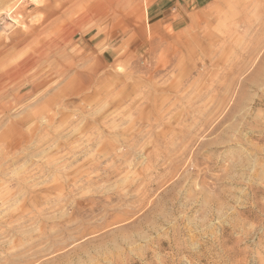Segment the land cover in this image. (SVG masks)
Masks as SVG:
<instances>
[{
  "label": "rangeland",
  "instance_id": "1",
  "mask_svg": "<svg viewBox=\"0 0 264 264\" xmlns=\"http://www.w3.org/2000/svg\"><path fill=\"white\" fill-rule=\"evenodd\" d=\"M96 1L0 0V264H264V0Z\"/></svg>",
  "mask_w": 264,
  "mask_h": 264
},
{
  "label": "bare ground",
  "instance_id": "2",
  "mask_svg": "<svg viewBox=\"0 0 264 264\" xmlns=\"http://www.w3.org/2000/svg\"><path fill=\"white\" fill-rule=\"evenodd\" d=\"M20 1V0H19ZM75 1V0H74ZM47 2V1H46ZM119 2H120V0H99V1H96L95 3H94V5H93V12H94V14L98 17H100L101 19H105L107 16H109V15H112V17H113V19L114 18H116V15H117V13H118V10H119V6L118 5H120L119 4ZM72 3V2H71ZM49 6H51L50 5V3H48V4H45L44 5V9H43V12H44V14L46 15V16H44V21H46V20H48V19H50L51 21H50V25H54V31H53V33H54V37L53 38H50L51 40L49 41V44H48V48H51V49H53V48H55L56 49V47H58V45H59V43L62 41V40H65L62 36H59V35H57L56 36V34H58V31L60 32V28L58 29L57 27V25H58V23H57V21H58V19H59V17H55L54 16V10H51L50 9V7ZM68 8H69V6H67ZM66 7V8H67ZM53 8V7H52ZM56 10H57V8H56ZM64 10V9H63ZM45 12H49L48 14H46ZM64 12V11H63ZM63 14V13H62ZM96 16H94L95 18H96ZM62 17V16H61ZM56 18H58V19H56ZM85 17L84 16H82V17H80L77 21L79 22V21H82V22H84L85 21ZM60 20V19H59ZM96 20H98V19H96ZM100 21V20H99ZM64 42V41H63ZM16 43H17V41H16ZM17 46V45H16ZM59 48H60V46H59ZM51 53V52H50ZM44 54H45V50L44 51H42V52H40L39 53V55H38V58L37 59H32V60H30V65H29V69H31V65L33 66V67H35L38 63H39V61L43 58V56H44ZM27 61H28V59H27ZM29 62V61H28ZM26 64V63H25ZM25 64H23V65H25ZM21 65L22 64H19V65H17L18 67L15 69V71H7L6 72V77H11L12 75H24V73L25 72H27L28 70H26V65H25V68L23 69V68H21ZM22 78V77H21ZM15 80V79H14ZM14 80L12 81V82H14ZM23 80V79H22ZM10 82V81H9ZM17 82V81H16ZM22 82V81H21Z\"/></svg>",
  "mask_w": 264,
  "mask_h": 264
}]
</instances>
